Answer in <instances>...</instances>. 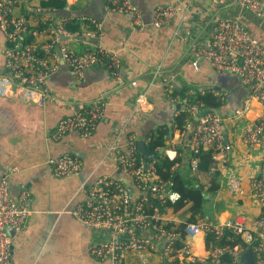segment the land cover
I'll return each instance as SVG.
<instances>
[{
	"label": "built area",
	"instance_id": "1",
	"mask_svg": "<svg viewBox=\"0 0 264 264\" xmlns=\"http://www.w3.org/2000/svg\"><path fill=\"white\" fill-rule=\"evenodd\" d=\"M18 1L0 0V31L4 39L6 70L0 76V95L19 98L38 106L54 100L46 81L61 61L77 82L82 81L84 70L90 66L104 68L112 78L120 79L119 59L114 50L96 48L78 53L71 49L70 39L59 41L60 36L73 37L82 33H73L66 28L67 24L74 21L73 17L58 18V22H54L51 16L45 15L39 30L33 29L25 15L15 14ZM225 1L210 0L209 8L213 10ZM235 3L239 11L252 13L257 20L264 18V7L259 0H235ZM106 9L127 14L135 26L143 25L140 12L131 0H106ZM29 11L46 14L52 10L34 6ZM181 11L178 3L158 5L153 10L152 24L154 27L164 26ZM88 20L95 27L98 25L95 19ZM38 33H45L47 38L36 41ZM208 37L207 46L197 43L190 45L192 67L197 68L198 59L201 58L216 71L236 74L249 91L245 104L256 100L263 107L262 113L246 122L241 131L242 141L259 148L261 152L258 173L250 180L251 194L259 208L258 215L252 219L235 216L220 223H210L199 218L195 222L169 225L174 220L165 218V205L167 201L172 203L179 194L170 188L169 180L163 181L158 176L157 158L152 157L146 162L139 155L134 133L127 132L123 142L125 150L117 144L114 146L115 158L117 167L133 180L140 191L138 196L134 199L121 182L110 175H101L85 188L86 200L76 203L71 211L83 224L101 228L89 246L93 258L108 264H126V256L132 252L142 262L148 256L157 255L164 264H173L175 259L179 264H236L240 255L250 247L255 264H264V44L247 30L237 16L214 17L208 28ZM56 43H59L60 57L55 51ZM156 76L158 73L154 72L153 77ZM174 78L171 73L160 78L159 83L166 93L174 88ZM130 85L139 88L140 84L137 79H132ZM205 89L198 91L188 86L178 97L170 96L179 105L174 125L179 128L178 124H181L179 130L183 135L195 119V126L188 139L191 152L211 148L214 150L213 158L221 154L224 156L221 161H225L232 151L231 145L224 139L225 119L217 115L214 109L207 108L202 98L213 97L222 102L226 92L213 87ZM146 102L145 92L140 91L136 98L137 108L140 109ZM243 111L242 108L235 115ZM182 113L185 114L184 118ZM103 116L104 104L100 99L81 106L58 120L53 138L59 139L71 131H76L82 138H88ZM149 139L145 138L144 144ZM49 163L56 178L76 175L82 169L81 159L69 153L52 158ZM189 164L195 170L197 159L192 157ZM211 170H215L214 167ZM226 185L233 195H240L243 191L242 177L232 170L226 175ZM28 197L29 193L22 191L14 200L8 191L6 177L0 179V264H11V237L7 235L5 227L14 231L21 230L31 213ZM200 233L204 236L210 234L216 241L224 239L230 242L236 235L241 238L234 245L225 243L215 246L199 256L194 252L192 240ZM224 255L228 260L222 262Z\"/></svg>",
	"mask_w": 264,
	"mask_h": 264
},
{
	"label": "crops",
	"instance_id": "2",
	"mask_svg": "<svg viewBox=\"0 0 264 264\" xmlns=\"http://www.w3.org/2000/svg\"><path fill=\"white\" fill-rule=\"evenodd\" d=\"M38 1L19 0L14 9L15 14H22L28 18L30 28L37 30L41 27L43 16H51L49 15L51 12L39 14L29 11L30 7L41 6ZM63 1L64 7L67 9H84L87 6L85 0ZM139 1L143 2L144 0ZM146 1L151 6V12L148 22H144L140 14L143 24L140 27L133 25L127 14L112 10H107L110 14L104 19L106 20L104 27L97 20L95 21L98 25L95 27L94 23L92 24L88 20L92 17L86 15L73 16L74 21L78 24L77 31L82 32L79 35L96 37L99 39V43L94 45L87 41L71 39L69 41L71 49L78 53L96 48L114 50L119 59V80L112 78L104 68L102 69L107 73L88 70V67L84 70L79 85L68 84L71 80L70 71L60 70L52 82L47 78L46 86L55 99L47 101L43 106L19 98L0 95L4 97L3 99L7 98L3 103L0 102V131L9 140L6 153L12 154L23 162H35L41 157L60 156L64 154L66 149H78L80 153H84L86 156L87 164L92 172L96 169L101 170V172H108L117 167L114 146L117 144L122 150H125L123 142L127 132L134 133L137 141V137L140 135L146 134L145 138H148L153 132L166 130L168 133L163 136L165 145L161 149L162 153L169 157L181 155V163L178 166L179 174L184 177L188 185L206 189L210 184L211 175L198 168L191 169L189 164L192 158L190 156L191 149L188 145L186 131L185 134L181 135L179 128L174 125L175 112L178 108L173 110L172 103L175 102L171 100L170 96L178 97L183 89L188 86L194 87L198 91H202L206 87L216 88L213 83L208 81L211 77L210 68L212 67L201 58L198 59L197 68H193L190 62V45L192 43L208 45V28L214 17L237 16L247 30L263 44L264 18L257 20L252 13L246 10L239 11L235 0H226L224 4H220L213 10L209 8L210 0ZM259 2L264 7V0H259ZM170 3H178L182 11L168 24L154 27L152 24L154 8ZM51 17L52 21L58 22L57 17ZM80 17L87 19L81 20ZM46 38L45 33H38L35 40L42 41ZM3 42L4 39H2ZM0 64L3 65V62L0 61ZM158 68L159 70H157ZM154 72L158 73L156 78L153 77ZM170 73L175 76L173 82L177 92H173V88L172 91L168 92V96L159 82L161 77ZM132 79L138 80L139 88L130 85ZM216 89L226 92L224 101L220 102L223 106L228 96V89ZM140 91L145 92L147 102L139 109L136 98ZM246 98L242 97L241 99V109L243 108L244 111L240 112V115H235L239 110L232 115L228 113L220 115L225 119L223 123L225 140L231 145L232 151L226 156L227 160L225 161H221L224 157L221 154L213 158L214 165L211 168L214 167L215 171H218L217 182L219 187L213 193L212 201L206 202L208 195L204 194L203 191L190 196L196 205L206 208L208 214L201 218L210 223H220L235 216H245L252 219L259 212L258 205L251 194L250 180L258 173L261 164V152L259 148L242 141L241 131L246 122L254 120L262 113L263 107L256 100H250L246 105ZM98 99L103 101L104 116L97 123L95 131L90 137L82 138L76 131H71L59 139L53 138V132L61 117L81 106L92 104ZM172 112L173 124L169 131L168 126L164 123L168 121ZM153 126H156V129L149 130V132L148 129ZM181 147L183 150L178 152ZM177 165L175 164L174 168ZM230 170L239 173L242 177L243 191L240 195H233L227 188L226 175ZM41 188L43 190H38L36 198L35 196L30 197L36 204L44 202L46 195H50L52 198L53 201L50 203L60 199L58 190L61 191V187L50 185L49 188H46L44 184ZM31 214L32 209L26 221ZM164 214L166 219L174 220L173 223L176 225L186 222L185 218L188 216V214L182 217L174 216L171 208H167ZM68 234L66 256H64L62 264H107V262L97 260L90 255L89 246L93 238L86 249L88 255L85 257L84 254H80L83 244L86 243L85 238L72 230H69ZM192 244L196 255L202 256L207 251L202 233L196 235ZM126 264L164 263L157 255L148 256L142 262L137 254L130 252L126 256Z\"/></svg>",
	"mask_w": 264,
	"mask_h": 264
},
{
	"label": "water",
	"instance_id": "3",
	"mask_svg": "<svg viewBox=\"0 0 264 264\" xmlns=\"http://www.w3.org/2000/svg\"><path fill=\"white\" fill-rule=\"evenodd\" d=\"M85 2L87 6L84 9H67L62 7L52 11L50 15L57 18L86 15L94 18L104 27L106 23L104 19L110 14L106 9V0H85ZM131 2L140 10L144 22H148L151 12V6L148 1L144 0L140 2L139 0H131ZM0 35L3 39L1 31ZM62 39H78L94 45H98L99 43V39L96 37L82 35H75L73 37L60 36L59 41ZM55 51L60 57L59 43L55 44ZM4 59L3 55V65L0 64V76L4 74ZM60 70L69 71L68 67L62 61L57 70L48 77L50 82H52V79ZM88 70L96 72L105 71L98 66L89 67ZM210 76L208 81L213 83L214 87L228 89V96L224 105L214 109V112L217 115H222V113L232 115L237 110H240L242 107L241 99L242 97H247L249 91L240 82L239 77L229 72L218 73L212 68H210ZM70 83L74 85L80 84L72 75L68 84ZM3 98L4 97L0 96L1 103L7 99ZM172 105L174 108L173 110L179 108V105L176 103H172ZM172 116L173 112L168 121L164 123L168 126L169 131L171 130L170 126L173 124ZM195 123L196 120L193 119L186 128L188 139ZM154 129H156V126L149 128L148 131ZM223 134L224 139H226L224 129ZM145 135L137 137V146L140 152L143 151L145 145L143 142ZM8 141L9 140L0 131V179L6 177L8 191L14 200H17L18 195L22 191H27L29 193L28 204L32 209L31 216L28 221L25 222L21 230L14 231L9 227H5L7 235L11 237L10 250L13 264H62L64 256H66L69 230L79 233L85 238L86 243L83 244L80 254H84L85 257L88 255L86 249L92 241L93 235L99 233L101 228H93L83 224L72 215L71 211L76 203L86 200L85 188L93 184L97 177L101 175H110L114 180L126 186L134 199L140 193L133 180L117 167L108 172H101L99 169L92 172L87 164L86 156L84 153H80L78 149H66L64 153H70L81 159L82 169L80 172L76 175L56 178L52 174L51 165L49 163V160L55 157H41L35 162H23L12 156V154L5 152L9 143ZM144 160L147 162L149 158L144 157ZM44 184L46 188H49L50 185L62 188L61 191L58 190L60 195L58 201L50 203L53 201L50 195H46L44 197L45 201L40 204H36L35 201L31 200L32 196L36 198L39 189L43 190L41 186H44ZM106 230L108 231V229ZM90 259L94 262L91 256ZM236 264H255L253 252L250 247L246 248L240 255L239 261Z\"/></svg>",
	"mask_w": 264,
	"mask_h": 264
},
{
	"label": "trees",
	"instance_id": "4",
	"mask_svg": "<svg viewBox=\"0 0 264 264\" xmlns=\"http://www.w3.org/2000/svg\"><path fill=\"white\" fill-rule=\"evenodd\" d=\"M38 4L49 9L58 10L64 7L65 3L63 0H39ZM66 28L71 32H76L78 30V24L77 22L72 21L66 25ZM173 92H177L176 88H174ZM202 101L205 103L206 107L210 109H216L221 106L220 102L213 97L205 96L202 98ZM181 116L182 118H184L185 114L182 113ZM178 127L181 128V124H178ZM165 133L167 135L168 132L166 130L153 132L150 135V139L147 144L144 145L143 151H139V155L143 158L146 157L149 159H151L152 157H156L158 160V176L163 181L169 180L170 188L179 193L178 198H176L172 203L167 201L165 207L171 208L174 216L182 217L188 214V216L185 218L186 222H195L208 213L206 208L204 209V207L196 205L190 199V196L199 191H203L204 194L208 195V198H206V202L210 203L213 199V193L219 187V183L217 182L218 171L211 170V167L214 165V150L211 148H200L196 153L190 152V156L197 159V168L200 170H204L211 175L210 184L206 187V189H203L202 187L190 186L187 182H185L184 177L179 174L178 166L181 163L182 156L177 154L173 157H169L165 153H162L161 149L165 145V140L163 137ZM182 148L183 147L179 148L178 152L182 151ZM175 164L178 165L174 168ZM172 224L174 223H171L169 225ZM240 238V236L236 235L230 242H227L224 239L216 241L213 240V237L210 234H206L204 236V246L206 250L211 251L215 246H222L225 243L234 245L239 241ZM227 260L228 257L226 255L221 258L222 262ZM173 264H179L177 259L173 261Z\"/></svg>",
	"mask_w": 264,
	"mask_h": 264
},
{
	"label": "flooded vegetation",
	"instance_id": "5",
	"mask_svg": "<svg viewBox=\"0 0 264 264\" xmlns=\"http://www.w3.org/2000/svg\"><path fill=\"white\" fill-rule=\"evenodd\" d=\"M3 43H2V37H1V35H0V61H3ZM11 264H13L12 263V261H11Z\"/></svg>",
	"mask_w": 264,
	"mask_h": 264
},
{
	"label": "clouds",
	"instance_id": "6",
	"mask_svg": "<svg viewBox=\"0 0 264 264\" xmlns=\"http://www.w3.org/2000/svg\"><path fill=\"white\" fill-rule=\"evenodd\" d=\"M51 10L54 11L53 9H51ZM52 11H51V12H52Z\"/></svg>",
	"mask_w": 264,
	"mask_h": 264
}]
</instances>
